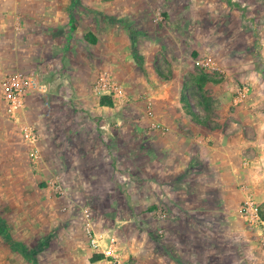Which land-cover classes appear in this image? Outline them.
<instances>
[{
	"label": "crops",
	"instance_id": "1",
	"mask_svg": "<svg viewBox=\"0 0 264 264\" xmlns=\"http://www.w3.org/2000/svg\"><path fill=\"white\" fill-rule=\"evenodd\" d=\"M220 1L215 0L218 8L225 6ZM125 2L0 0V264H25V251L5 222L20 209L24 196L38 193L35 180L51 175L70 181H64L68 194L76 189L73 179L81 183L79 195L89 187L86 179L106 180L98 188L112 182L120 194L125 190L131 211L159 220L156 226L144 224L149 234L160 226L166 236L159 252L155 239L147 236L143 241L145 264H158V255L159 264L166 259L169 264H227V259L228 264H264L250 235L257 245L258 237L239 214L247 195L264 202V109L229 112L245 116L242 123L228 118L227 90L214 92L217 103L211 109L204 107L200 94L199 102L187 92L192 109L185 107L183 66L192 63L194 51L207 52L204 37L177 27L171 28L173 41L165 42L159 37L164 32L148 25L146 10ZM172 5L173 14L176 1ZM188 10L180 13L189 17ZM122 20H129L131 27ZM135 29L139 40L133 42ZM255 31L264 56V26ZM144 34L150 37L142 38ZM216 34L206 37L213 43L225 41L227 33ZM102 74L122 84L126 102L111 98L112 105L100 103L103 95L92 87ZM10 75L32 83L14 110L3 98L2 83ZM224 83L217 88L227 89ZM25 125L38 135L36 166L21 131ZM96 186L90 183L89 195ZM98 188L97 194H104ZM131 220L114 215L106 228L131 225ZM80 228L81 233H71L66 227L50 240L55 243L50 264H71L65 262L68 252L82 255L77 264H106L103 259L91 261L95 254L83 223ZM121 247L125 254L138 250L129 243L121 242Z\"/></svg>",
	"mask_w": 264,
	"mask_h": 264
},
{
	"label": "rangeland",
	"instance_id": "2",
	"mask_svg": "<svg viewBox=\"0 0 264 264\" xmlns=\"http://www.w3.org/2000/svg\"><path fill=\"white\" fill-rule=\"evenodd\" d=\"M125 1L126 5H128V0ZM175 1L177 8H175L172 14L170 4L174 5ZM220 2L225 4V6L222 5L218 8L220 5H217L215 0H131V6L133 9L137 7L138 10H146L148 15H150V22H147L148 25L156 30L160 29L161 32L163 31L164 33L159 35V37H164L165 42L167 39H169V42L171 40L173 41L174 35L172 36L171 34V28L177 27L179 29L182 28L183 31L189 30L199 34L200 37H204L205 40L203 42L205 43L207 52L199 54L194 51L192 53V63L182 65L184 69L183 84L186 87V92L191 96V100H194V97L198 99L199 96L197 87L192 83L193 77L206 75L211 79L204 86V91L208 98L206 101L207 106L205 105L207 108L211 109V107H215L216 93L221 92L223 94L224 90H227L228 114L240 107L247 109V111L252 109L253 111L251 112L262 110L264 109V56L260 51L262 46L261 36L255 29L258 28L259 24L264 26V0H221ZM185 7L189 8L188 11H190L189 14L191 16L185 17V14L180 13V10H183ZM223 11H227V16ZM109 18L111 19L110 16ZM122 21L125 27H131L129 20ZM141 26L142 28L145 27V25ZM138 30L135 29L134 33H132L133 42L139 40L137 36ZM147 30L148 33H151L148 27ZM209 33H220L219 35L227 33V36L225 41L221 39L213 43L206 37ZM233 33L235 36L233 35L232 39L231 34ZM147 37H150V35L144 34L142 36V38ZM155 39L156 41L158 40L156 36ZM224 49L226 50L225 54H222L221 50ZM209 56L216 63L214 69H201L195 64L197 57ZM223 64L227 65L224 66ZM168 74H171L170 67H168ZM222 81L225 82L224 84L227 89L217 88L218 83ZM243 85L247 86L249 91L244 100L239 104H234V94ZM198 101L200 102V98ZM255 117L256 115L252 116L253 119ZM228 118L238 120L241 123L242 121L245 122V116L243 117L238 113L236 116L229 114ZM251 133L255 132L251 131ZM107 163L105 162V166ZM33 172L36 174L37 170H33ZM35 181L36 187H39V189L38 187L36 188L38 193L24 196L20 209L11 213L5 222L9 235L16 237L15 240H18L16 245H19L25 251L23 253L25 264H50L52 262V256L55 255V243L50 240L52 238H59V234H63L64 232L62 230H66V227L68 230L71 228V233H81V223L84 224L85 228V223L88 220L96 231L100 230L105 234L114 236L116 239L118 238L120 264H145L147 258L142 251V245L143 241L147 239V236L156 240L155 251L159 252L160 247H164L161 240L164 241L163 238L166 237L165 229L162 227L163 229L160 231V226L158 227L157 225V231L153 230L152 233L154 234H149L147 230L150 227L148 226L149 228H147V225L144 226L146 221L150 222L148 224L150 226L160 224V221L152 220V218L147 217L148 214L145 215L142 211H131L129 209L130 201H127L128 195L125 190L121 188L120 194L117 192L120 189L114 187L112 182L98 188L96 184L106 183V180L97 181L96 179H86V186L88 184L89 187L84 191L85 194L79 195L76 194V189H80L81 183L76 179L71 180L76 189L73 193L69 192V194L64 183V181L70 182L69 180L63 181L60 178L55 179V176L51 175V177L47 178L39 177ZM112 181L118 180L113 179ZM58 182L64 190L63 193L55 191L54 188H49L50 185L57 184ZM90 183H93V186L96 187H93L92 192L94 191V193L89 195ZM97 188L103 190L104 194H97L98 190H95ZM244 189L247 188L244 187ZM87 199L91 202V206ZM68 213L71 215L70 220H66ZM114 215H119L122 219L132 217L131 225L126 223L124 227L106 228L107 225L109 226L111 224ZM91 216L92 220H95L94 224L91 222ZM146 217L147 219H145ZM247 229H249L248 226ZM251 234L250 239L254 242L255 249L264 255V251L261 248L260 250L258 249V245L260 247L259 238L257 239V245L255 235L253 233ZM8 239L9 241L12 240L9 236ZM40 240H42V243H40ZM105 242L106 240H103L102 243L105 244ZM121 242L133 244L138 250L135 249V251H130L125 254L122 251ZM126 249L125 247V251ZM237 253H234V255H237ZM92 254L97 253L92 251ZM80 256L82 258L81 254L68 252L65 262L71 264L75 262L77 264ZM102 259L104 263L110 264L104 258ZM155 260L161 261L159 255ZM159 262L157 263L159 264ZM163 262H165L164 264H169L170 260L166 259ZM179 262V264H186L182 261ZM197 263H199L198 260ZM173 264H177L175 260Z\"/></svg>",
	"mask_w": 264,
	"mask_h": 264
},
{
	"label": "built area",
	"instance_id": "3",
	"mask_svg": "<svg viewBox=\"0 0 264 264\" xmlns=\"http://www.w3.org/2000/svg\"><path fill=\"white\" fill-rule=\"evenodd\" d=\"M195 64L201 69H214L216 63L212 57H197ZM32 85L30 80H27L19 75H10L6 77L2 83L3 87V98L10 110H14L23 103L24 98L29 92V88ZM92 90L94 93L99 95H107L112 100L127 101V96L121 83L109 76L102 74L97 77L93 84ZM249 88L245 85L241 86L236 90L233 97V103L239 104L246 97ZM23 138L31 144L29 149V157L32 165H38L39 153L37 148L38 135L36 130L28 125L22 127ZM245 187V186H244ZM50 189H55L59 193H63L64 190L60 183L52 184L49 186ZM247 188V187H245ZM239 214L244 223L249 229L254 230L257 237L259 238L260 248L264 251V220L259 214V204L254 200L253 197L247 195L239 207ZM86 237L88 239L89 247L97 254L103 256L110 264H120L119 249L117 239L110 235L101 232H97L92 226L89 220L85 223L84 228ZM103 240H106L103 244Z\"/></svg>",
	"mask_w": 264,
	"mask_h": 264
},
{
	"label": "trees",
	"instance_id": "4",
	"mask_svg": "<svg viewBox=\"0 0 264 264\" xmlns=\"http://www.w3.org/2000/svg\"><path fill=\"white\" fill-rule=\"evenodd\" d=\"M107 1V0H105ZM94 42V39L91 40V42ZM211 79L209 77H207L206 75H197L196 77H193V81L192 83L197 87V91L198 93L201 95L202 99H203V105L205 108H207V94L204 91V86L207 82H209ZM108 100H105V99ZM181 101L183 102V104L185 105V107H188L189 110L192 109L191 104H190V100L187 97V92H186V87H183V90L181 92ZM100 103L101 104H105V105H112V101L111 98L107 97L106 95H103L100 97ZM206 105V106H205ZM209 109V108H207ZM195 119H197L200 122H204L205 119L201 117V119L198 117L197 114H194ZM200 119V120H199ZM259 214L261 216V218L264 220V202L259 204ZM103 256L100 254H95L94 256L91 257V261H95V260H99L102 259Z\"/></svg>",
	"mask_w": 264,
	"mask_h": 264
}]
</instances>
